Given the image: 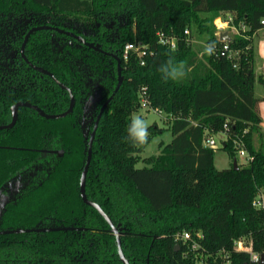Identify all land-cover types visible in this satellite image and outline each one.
Returning a JSON list of instances; mask_svg holds the SVG:
<instances>
[{
    "label": "trees",
    "instance_id": "16d2710c",
    "mask_svg": "<svg viewBox=\"0 0 264 264\" xmlns=\"http://www.w3.org/2000/svg\"><path fill=\"white\" fill-rule=\"evenodd\" d=\"M233 16L241 34L221 50L214 20ZM264 0H0V264H125L111 224L81 196V177L97 116L103 111L92 145L86 194L120 231L130 264H264L235 249L236 240L264 254V129L256 83L253 36L264 28ZM63 29L94 43L96 50L57 29H40L22 45L35 26ZM205 35L200 54L185 38ZM176 36L177 48L157 33ZM128 42L154 50L146 62ZM169 58L190 69L180 82L162 78ZM52 73L68 89L58 84ZM97 91L89 116L87 105ZM163 110L172 139L158 155L142 153L165 128L147 130L146 143L134 146L128 128L144 107ZM225 134L223 149L237 159H251L217 169L209 134ZM142 161L144 166L138 167ZM193 233L192 242L177 238ZM195 232H201L197 237ZM179 248H176V245Z\"/></svg>",
    "mask_w": 264,
    "mask_h": 264
},
{
    "label": "water",
    "instance_id": "95a60500",
    "mask_svg": "<svg viewBox=\"0 0 264 264\" xmlns=\"http://www.w3.org/2000/svg\"><path fill=\"white\" fill-rule=\"evenodd\" d=\"M40 29H57L58 31L62 32V33H66V34H69L75 38H77L79 41L83 42L84 44L96 49V50H99V51H102L104 52L102 49H100L99 47H97L94 43H91V42H87L84 38H82L81 36H78L72 32H69V31H65L63 29H58V28H52L51 26H46V25H42V26H35V27H32L28 33L26 34V37H25V40L23 42V45H22V48H21V51H22V55L23 57L27 60L25 54H24V49H25V45L27 43V40L28 38L30 37V35L37 31V30H40ZM220 39L221 40H231L232 37L229 35V33L227 31L225 32H222V34L220 35ZM113 56L117 59L118 61V84L116 86V89L114 90L113 94L110 96V98L104 103V105L102 106L101 110H100V113L98 114L97 116V120H96V123H95V126H94V129H93V132L91 134V138H90V142H89V150H88V158H87V162H86V165L84 167V170H83V173H82V177H81V187H80V191H81V196L83 198V200L88 203L89 205L91 206H94L96 209L99 210V212L107 219V221L111 224L112 228H113V231L114 233L116 234V237H117V240H118V243H119V253H120V257L121 259L123 260V262L125 264H130L129 263V260L126 258L123 250H122V247H121V238H120V231L118 229V227H116L111 219L109 218V216L104 212V210L100 207L99 204H97L96 202H93L91 200L88 199L87 197V194H86V177H87V173H88V169H89V165H90V162H91V158H92V145H93V140H94V137H95V133H96V129L98 127V123L100 121V118H101V115L103 113V111L105 110V108L107 107L109 101L113 98V96L116 94V92L118 91V89L120 88L121 84H122V81H123V76H122V73H121V60L119 58L118 55H115L113 54ZM36 69H38L39 71L41 72H44L50 76H52L55 80L56 77L50 73L49 71L43 69V68H40V67H35ZM58 84H60L62 87L68 89L66 86H64L63 84H61L58 80H57ZM69 92H70V97H71V102H70V106L69 108L62 112V113H58V114H48L46 113L43 109H41L40 107L36 106V105H33L31 103H27V102H18L16 103L14 106H13V119L11 121V123L7 124V125H0V129L2 128H6V127H11L13 126L15 123H16V120L18 118V108L20 106H28V107H31V108H34L35 110H37L42 116L46 117V118H60V117H64L66 116L67 114L71 113L74 109V105H75V97L74 95L72 94V91L70 89H68ZM97 100V91L94 93V96L91 97L88 105H87V110H86V114L87 116L90 115V113L92 112V109H93V105L94 103L96 102ZM234 167L235 168H238V161L237 159H234ZM176 248L178 249L179 248V245L177 244L176 245ZM261 261L264 263V254L261 255Z\"/></svg>",
    "mask_w": 264,
    "mask_h": 264
},
{
    "label": "built area",
    "instance_id": "2783aa9c",
    "mask_svg": "<svg viewBox=\"0 0 264 264\" xmlns=\"http://www.w3.org/2000/svg\"><path fill=\"white\" fill-rule=\"evenodd\" d=\"M215 25L217 27L216 30V35L219 37L220 39V35L222 34V32H224L225 29H229L232 28L233 31L236 32V34H241L240 30L241 29H245L246 25L244 24H240V26H237L233 23V16L232 15H228L226 17L223 18L222 15L218 16L215 20ZM262 23L264 24V19L262 20ZM184 34H185V38L187 41L193 43V37L191 35V31L189 28H186L184 30ZM158 37H159V41L162 44L168 45L171 48L175 49L178 46V41H177V37L176 36H170L165 34L162 31H159L157 33ZM221 50L225 52H229L231 56V48L230 45L228 43L229 40H221ZM133 51L136 53L137 57H139V59L141 60V64H144L146 62V56H150L154 54V50L149 48V45L144 43V42H128L124 49H123V56L124 59H128L129 57V52ZM142 103L144 104V106L149 107V103L147 102L146 98H143ZM154 110H156L159 113H163L164 111L159 109V108H152ZM204 144L206 146H210V147H215L216 145V140L213 137L212 134H209L207 137H205L204 139ZM239 155H243L245 156V158H247L248 160H250L251 158L249 156H247V154L245 153V151L241 150L238 152ZM254 205L256 206H264V201L260 200V199H256L254 201ZM195 235L197 237H202V233L201 232H195ZM177 238H180L181 240H183V242H187V241H191L192 242V247H197V242L194 239L193 233L191 232H184L182 234H179ZM235 249L239 250V251H246L249 252L251 254L252 260L253 261H259L261 256L257 253H254L252 250V246L251 244H246L243 240H236L235 242ZM229 264V263H227Z\"/></svg>",
    "mask_w": 264,
    "mask_h": 264
},
{
    "label": "rangeland",
    "instance_id": "374dc122",
    "mask_svg": "<svg viewBox=\"0 0 264 264\" xmlns=\"http://www.w3.org/2000/svg\"><path fill=\"white\" fill-rule=\"evenodd\" d=\"M224 18V17H223ZM215 24V22H214ZM217 28V27H216ZM232 28H229L231 30ZM234 30V29H233ZM244 30V29H241ZM240 30V32H241ZM236 35V32L233 33V31H230V34ZM254 39V38H253ZM205 35L199 36L197 33L193 35V47L196 49L200 54L203 53V51L207 47ZM264 93V87L260 83H256L255 86V94L258 97H261V95ZM264 107V104H263ZM139 117L146 121L147 127H146V133H148L147 128L157 123L160 127H164L165 130L163 133L158 134L153 138V140L150 142V144L146 147L144 152L142 153L143 157L151 156V155H158L161 151V143H168L172 139V133L171 130L168 128L169 124V118L165 112L159 113L156 110L149 108L147 106H144L140 108V110L136 113H134L133 118ZM143 130V129H142ZM213 137L216 140L215 145V154H214V165L217 169H224L228 168L232 165L234 162L232 158L229 156L227 151L223 149V140L225 139V134L222 132H217L216 134H213ZM237 158L239 161V164H246L249 162L247 158L243 155H239L237 153ZM138 167L144 166V163L140 161L137 164Z\"/></svg>",
    "mask_w": 264,
    "mask_h": 264
},
{
    "label": "clouds",
    "instance_id": "9594fccd",
    "mask_svg": "<svg viewBox=\"0 0 264 264\" xmlns=\"http://www.w3.org/2000/svg\"><path fill=\"white\" fill-rule=\"evenodd\" d=\"M162 78L165 82L171 80L174 82H180L187 77L190 69H187L183 62H176L173 58H169L159 68ZM146 121L136 117L132 120L128 128V139L133 143L134 146H142L146 143ZM143 129V130H142Z\"/></svg>",
    "mask_w": 264,
    "mask_h": 264
},
{
    "label": "crops",
    "instance_id": "0c3cea01",
    "mask_svg": "<svg viewBox=\"0 0 264 264\" xmlns=\"http://www.w3.org/2000/svg\"><path fill=\"white\" fill-rule=\"evenodd\" d=\"M232 30V29H231ZM229 29H225L229 33V35L232 37L234 34H230ZM233 31V30H232ZM235 33V31H233ZM253 45L255 47V68L258 73H262L264 76V28L257 31L253 36ZM262 98H264V93L261 95ZM264 101L260 102V109L262 114V126L264 129V107H263Z\"/></svg>",
    "mask_w": 264,
    "mask_h": 264
}]
</instances>
